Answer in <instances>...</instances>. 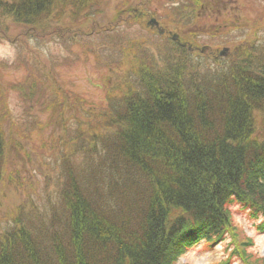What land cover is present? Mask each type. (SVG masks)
<instances>
[{"label":"trees","instance_id":"16d2710c","mask_svg":"<svg viewBox=\"0 0 264 264\" xmlns=\"http://www.w3.org/2000/svg\"><path fill=\"white\" fill-rule=\"evenodd\" d=\"M81 1L0 0V15L34 26ZM191 1L195 21L201 3ZM231 20L229 30L238 29ZM173 46L164 65L128 62L120 94L111 89L101 114L87 113L74 129L70 143L83 146L84 159L65 156L60 200L45 223L18 215L0 230V264H176L188 247L234 228L232 203L260 214L264 231V130L256 123L264 57L251 51L248 61L241 51L224 72L194 73V55L211 49ZM4 141L0 127V170Z\"/></svg>","mask_w":264,"mask_h":264},{"label":"rangeland","instance_id":"374dc122","mask_svg":"<svg viewBox=\"0 0 264 264\" xmlns=\"http://www.w3.org/2000/svg\"><path fill=\"white\" fill-rule=\"evenodd\" d=\"M200 3L195 21L191 0H85L34 26L0 15V127L5 138L0 230L11 228L18 215L28 223L46 222L60 200L65 156L73 162L85 157L81 144L70 143L74 129L90 121L87 113L99 116L111 89L120 94L128 62L140 56L142 62L164 65L175 42H188L197 51L211 47L205 48L211 49L209 56L194 55V73L210 72L208 66L224 72L243 59L241 51L248 61L251 51L264 57V0ZM230 15L241 28L229 30ZM152 18L160 27L148 25ZM224 47L229 49L222 56ZM256 123L264 130L263 116L256 115ZM92 136L88 132V145ZM228 209L234 228L217 241L188 247L176 264L263 263L261 215L236 203Z\"/></svg>","mask_w":264,"mask_h":264},{"label":"water","instance_id":"95a60500","mask_svg":"<svg viewBox=\"0 0 264 264\" xmlns=\"http://www.w3.org/2000/svg\"><path fill=\"white\" fill-rule=\"evenodd\" d=\"M149 24L154 25V24H158V23H157V21H156L155 19H152V20L149 22ZM222 54L225 55V52H222Z\"/></svg>","mask_w":264,"mask_h":264},{"label":"bare ground","instance_id":"6f19581e","mask_svg":"<svg viewBox=\"0 0 264 264\" xmlns=\"http://www.w3.org/2000/svg\"><path fill=\"white\" fill-rule=\"evenodd\" d=\"M159 21V20H158ZM158 24H161V22H157Z\"/></svg>","mask_w":264,"mask_h":264}]
</instances>
